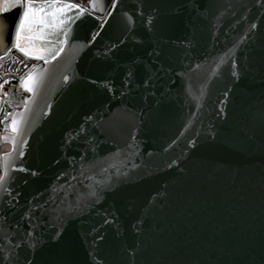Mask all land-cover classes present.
<instances>
[{"label": "water", "instance_id": "obj_1", "mask_svg": "<svg viewBox=\"0 0 264 264\" xmlns=\"http://www.w3.org/2000/svg\"><path fill=\"white\" fill-rule=\"evenodd\" d=\"M112 3L9 92L0 264H264V0Z\"/></svg>", "mask_w": 264, "mask_h": 264}, {"label": "rangeland", "instance_id": "obj_2", "mask_svg": "<svg viewBox=\"0 0 264 264\" xmlns=\"http://www.w3.org/2000/svg\"><path fill=\"white\" fill-rule=\"evenodd\" d=\"M3 2L4 0H0V4ZM24 2L32 3L36 11L25 24L19 43L29 53L27 57H41V60H47L60 49L66 29L77 18L84 4L79 0H24ZM65 5H76L77 7L67 8ZM22 11L21 8V13ZM15 32L12 48H15Z\"/></svg>", "mask_w": 264, "mask_h": 264}, {"label": "built area", "instance_id": "obj_3", "mask_svg": "<svg viewBox=\"0 0 264 264\" xmlns=\"http://www.w3.org/2000/svg\"><path fill=\"white\" fill-rule=\"evenodd\" d=\"M41 66L40 60L27 57L18 50L0 62V177L3 175L2 155L9 150L8 144L2 142L1 135L7 131L13 113L19 109L8 102L9 92L13 90L17 97H21V78ZM5 80L9 83L5 84Z\"/></svg>", "mask_w": 264, "mask_h": 264}, {"label": "snow or ice", "instance_id": "obj_4", "mask_svg": "<svg viewBox=\"0 0 264 264\" xmlns=\"http://www.w3.org/2000/svg\"><path fill=\"white\" fill-rule=\"evenodd\" d=\"M97 6L96 3L92 4V7L95 8ZM15 7H21L23 9L19 22L16 26V32H15V43H14V47L16 49H18L19 51L23 52L24 55L28 56L29 53L25 51V49L23 47H21L20 43H19V39H20V35L21 32L24 31L25 28V24L28 22L29 17L31 15H34L36 9L34 8L32 3H25L24 0H4L3 4H0V33H2L6 27V18L2 15V13H6L8 11H10L12 8ZM65 7L67 8H73V7H77L76 5H65ZM116 7V0H113L112 3V8ZM41 11L43 10L42 8L40 9ZM83 12V9H81V13ZM108 15L111 16L112 12L109 11ZM128 19L131 21V17H128ZM253 28L256 27V25H252ZM93 39H95V37H93ZM37 59H40L41 57H35ZM31 79V75L29 74V76L27 78L22 77L21 78V86H23L25 88L26 91H31L32 89L30 87H28L26 80H30ZM65 79H67V77H65ZM5 84L9 83V81L5 80L4 81ZM2 87V86H0ZM15 124L16 122L13 121V131H16L15 128ZM20 155H23V153H20ZM20 171H24V169H20ZM3 181H4V177H0V191H6L7 189L4 188L3 185Z\"/></svg>", "mask_w": 264, "mask_h": 264}, {"label": "flooded vegetation", "instance_id": "obj_5", "mask_svg": "<svg viewBox=\"0 0 264 264\" xmlns=\"http://www.w3.org/2000/svg\"><path fill=\"white\" fill-rule=\"evenodd\" d=\"M88 0H81L82 3H87ZM41 60V59H38Z\"/></svg>", "mask_w": 264, "mask_h": 264}, {"label": "trees", "instance_id": "obj_6", "mask_svg": "<svg viewBox=\"0 0 264 264\" xmlns=\"http://www.w3.org/2000/svg\"><path fill=\"white\" fill-rule=\"evenodd\" d=\"M79 1H81V0H79Z\"/></svg>", "mask_w": 264, "mask_h": 264}]
</instances>
